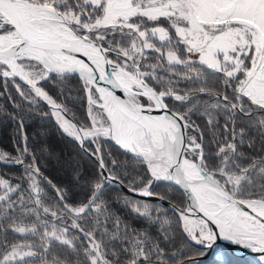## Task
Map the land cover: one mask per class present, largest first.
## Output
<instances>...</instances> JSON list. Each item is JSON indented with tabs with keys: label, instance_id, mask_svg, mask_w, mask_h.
<instances>
[{
	"label": "snow or ice",
	"instance_id": "snow-or-ice-1",
	"mask_svg": "<svg viewBox=\"0 0 264 264\" xmlns=\"http://www.w3.org/2000/svg\"><path fill=\"white\" fill-rule=\"evenodd\" d=\"M69 74L83 81L87 126L65 118L68 109L40 86L57 78L63 82ZM216 74H222L231 94L206 86L178 87L181 80ZM0 76L5 88L7 78L28 85V95L19 84L16 91L29 106L35 98L46 101L63 132L82 148L86 141L95 144L92 155L100 169L86 203L44 205L40 179L46 178L29 151L24 121H17L23 146L15 147L16 155L0 149V163L23 166L29 191L26 196L19 183L0 176V264H68L67 256L53 253L56 242L77 257L74 264H200L202 249L218 239L260 253L264 261V156L241 150L246 144L253 148L251 137L246 139L251 129L264 150V0H0ZM101 81L110 87L100 86ZM203 96L216 99L204 101L208 125L218 124L208 109L223 113L232 125H224L225 139L214 156H205L202 143L187 135L192 125L186 117ZM167 99L190 107L172 111ZM0 113L16 120L13 113ZM237 118L250 122L237 129ZM102 140L146 169L147 182L143 177L129 181V192L152 197V184L161 181L183 189L187 207L173 206L186 235L180 249L169 253L147 229L131 227L101 201L106 185L125 184L117 160L111 153L106 160L102 153ZM26 158L31 162L26 164ZM55 190L63 201L64 192ZM123 203L130 213L158 224L163 241L171 242L172 221L162 206L129 196ZM41 211L55 220L71 218V228L82 236L41 219ZM90 212L97 215L86 231L78 221ZM29 218L34 221L26 223ZM9 233L20 239L10 242ZM193 245L199 246L195 253L184 250Z\"/></svg>",
	"mask_w": 264,
	"mask_h": 264
},
{
	"label": "trees",
	"instance_id": "trees-1",
	"mask_svg": "<svg viewBox=\"0 0 264 264\" xmlns=\"http://www.w3.org/2000/svg\"><path fill=\"white\" fill-rule=\"evenodd\" d=\"M110 58H115V54H110ZM153 59L154 54L149 53V62H152ZM217 77L220 78L218 79ZM222 79V74H216V76L207 75L196 82L181 80L178 87L183 89L185 85L189 88L206 86L221 92L227 91L231 94V88L225 89L223 87ZM5 83L6 79L0 76V94H2L0 95V109H3L8 113L15 114L16 120L5 119L3 117V113H0V149L7 150L13 155H16L15 147L23 146L19 124L17 123V121L22 119L24 121L23 131L28 137L27 143L29 151L36 157V165L40 168V171L46 180H50L52 185H55V188L61 189L64 192V203L72 206L86 203L88 198L91 196L92 182L98 179V173L100 172L98 163L81 150L77 140L62 131L60 126L54 120L50 109L45 104L35 98L36 103L29 106L28 102L16 91L15 84H19L26 95L29 94L28 87L17 80L13 83L11 78H7L6 88ZM40 86L56 101L57 104L63 105L66 109H68L66 114L73 119L78 127L90 124L87 111L88 103L85 94L86 92L79 77L68 75L63 82L57 78L41 82ZM204 101H208V103L211 104L215 103L216 99L210 96H203L197 108L193 112L188 113L186 119H188L189 123L196 128V130H190L189 136L196 137L197 142L202 143L205 156H214L218 143L223 142L225 139L224 125L229 122L223 113L217 115L215 110L208 109V111L212 113L214 120L218 121L215 128L209 126L207 122L208 115L205 114V108L207 106ZM166 103L169 104L170 109L181 113L187 112L188 107H190V105L181 104L179 101H175L174 99H167ZM14 104L19 107H14ZM258 118L259 116L257 119ZM246 122L250 121H242L237 118V129L240 126H243ZM231 127L232 125L229 123V129H231ZM201 133H203L202 140ZM248 136L252 139L253 148H248L246 144L245 146H242L241 150H243L246 155L257 158L264 156L261 137L257 131L255 129L249 130L246 134V139ZM95 147V144H91L87 141L85 142V148L90 153H92V150H94ZM101 148L102 153L105 154L106 160L108 153H111V157L117 160L120 165L118 173L125 180L124 185L126 187L129 181H139L142 177L145 178L144 182H147V178L149 177L144 166L137 164L130 155L123 153V151L118 149L113 142L102 140ZM30 162V158L25 159L26 164ZM0 176L9 179L13 184L19 183L27 196L29 184L27 174L24 172L23 166H7L0 164ZM46 180L40 179V185L44 190V205H58L62 207L63 204L59 201L55 188L47 184ZM136 186L139 188L143 185L137 183ZM151 190L156 196L163 197V199L172 202L180 208H185L186 206V202L181 194L168 183L162 181L154 182L151 186ZM125 196L129 195L120 191L116 186L106 185L103 190V195L101 196V201L108 206L109 210L113 214L118 215L122 221L127 222V224L131 227L141 230L147 229L153 238L161 241V246L165 247L169 253L180 249L181 246L185 244L186 238L182 233L179 217L174 212L162 207L164 214L170 221H172V231L170 232L171 242L166 243L163 241L162 235L159 232L158 224L147 221L130 213L129 209L125 207L123 203V198ZM131 198L148 203L154 207L160 206L150 201L134 197ZM28 206L31 207L32 205ZM96 215L97 214L95 212H90L78 222L87 231L91 227V225L87 222L94 220ZM100 218L103 219V216L101 215ZM41 219H47L50 223L52 222V218L50 216H45L42 211ZM65 220L71 222V218H65ZM32 221H34V218H29L26 223ZM70 230L71 235L74 233L77 236H82L78 230L72 228H70ZM8 239L11 242L14 239H20V237L18 234L9 233ZM84 244H87V240H84ZM196 248L198 247L193 245L191 248H186L184 250L195 253ZM53 253L61 258L67 256L68 264H74L77 259L74 254L59 246L58 242L53 244ZM225 254V264H253L255 258H237L232 256L227 251H225ZM212 263L211 255L203 264Z\"/></svg>",
	"mask_w": 264,
	"mask_h": 264
},
{
	"label": "water",
	"instance_id": "water-1",
	"mask_svg": "<svg viewBox=\"0 0 264 264\" xmlns=\"http://www.w3.org/2000/svg\"><path fill=\"white\" fill-rule=\"evenodd\" d=\"M77 56H78V58H81V59H85L86 60V58L85 57H82L80 54H77ZM69 75H74V76L79 77L78 74H69ZM16 80L19 81L20 83H22L23 85H25L26 87H28V89H29V86L26 85L23 81H20L19 78H16ZM100 86H102V87H110L109 85L105 84L103 81L100 82ZM117 94L122 96V93L119 92V90H117ZM33 95H34V93H33ZM37 99L40 102H42L43 104H45L50 109L51 113L53 112L52 111V107L50 105H48L46 101H44L42 98H37ZM158 114L159 113H157V112H153V115H158ZM64 115H65V118H67L68 120H70L72 123L76 124L73 121V119H71L66 113H64ZM191 129L194 130V127L192 126L189 129H187V135L188 136H189V132H190ZM79 146H80V143H79ZM80 148H81V150L83 152H85L94 161H96L98 163V161L96 160L95 156H93L92 153H90L85 147L82 148L80 146ZM128 155H130V154H128ZM0 164L7 165V166H15V165H11V164H3V163H0ZM16 166H20V165H16ZM98 166H99V164H98ZM162 182H164V181H162ZM165 183H168V184L172 185L181 194V196L184 198V200L186 202V205H188L189 201L187 199V195L184 193V191H183L182 188H180L179 186H177V185H175L174 183H171V182H165ZM113 186H116L120 191L124 192L125 194H127V195H129L131 197H134V198H137V199H141V200L150 201V202L155 203V204H158V205H160V206H162V207H164V208H166V209H168V210H170L172 212H174L173 211V206H175L176 209H180V210H183L184 209V208L178 207L177 205L173 204L172 202H170V201H168L166 199H160V197H158L156 195H154L152 197H142V196H139V195H137L135 193L129 192L128 187H126L125 185H120V184L117 183V184H114ZM58 198H59V196H58ZM59 201L62 204H64V202L61 201L60 199H59ZM174 213L179 217V213L178 212H174ZM193 218H195V217H193ZM194 246H196V245H194ZM196 247H199V246H196ZM220 247L224 248L232 256L237 257V258L256 257V256H260L261 255L260 253L253 252L250 249L244 248L243 246H238V245L233 244V243H230V242H228L226 240L218 239L216 241V243L213 245L212 248H204V249H202V250L205 251L204 254L201 255V256H199V257H197V259L199 260L200 264L204 263L209 258V256L212 254V251L215 248H220Z\"/></svg>",
	"mask_w": 264,
	"mask_h": 264
},
{
	"label": "rangeland",
	"instance_id": "rangeland-1",
	"mask_svg": "<svg viewBox=\"0 0 264 264\" xmlns=\"http://www.w3.org/2000/svg\"><path fill=\"white\" fill-rule=\"evenodd\" d=\"M193 59H198V57H192ZM86 94V93H85ZM86 98H87V94H86ZM88 103V102H87ZM145 103H147V101H146V99H145ZM88 111V110H87ZM53 118H54V116H53ZM54 120L56 121V123H58L57 122V120L54 118ZM58 125H59V123H58ZM194 130H196V128L194 127ZM63 131V130H62ZM66 134V133H65ZM28 184H29V180H28ZM41 186V185H40ZM15 198V197H14ZM185 207H187V205L185 206ZM52 218V217H51ZM52 222H55V223H57L58 225H60V226H68L69 227V229L71 228V222H69V221H67V220H55V218H52ZM180 223H181V226H182V222L180 221ZM182 228V227H181ZM71 231V230H70ZM70 231H69V235H71L70 234ZM184 236H185V238H186V235L185 234H183ZM218 250H223V253H224V255L223 256H218L217 255V252H218ZM225 249L224 248H215L213 251H212V264H225V259H226V254H225ZM204 250H203V253L201 254V255H203L204 254ZM229 253V252H228ZM200 255V256H201ZM210 255V256H211ZM209 256V257H210ZM199 257V256H198ZM203 264V263H202ZM253 264H264V261H261L260 260V256H256L255 258H254V262H253Z\"/></svg>",
	"mask_w": 264,
	"mask_h": 264
},
{
	"label": "bare ground",
	"instance_id": "bare-ground-1",
	"mask_svg": "<svg viewBox=\"0 0 264 264\" xmlns=\"http://www.w3.org/2000/svg\"><path fill=\"white\" fill-rule=\"evenodd\" d=\"M52 111H53V109H52ZM54 118L56 119V117L54 116Z\"/></svg>",
	"mask_w": 264,
	"mask_h": 264
}]
</instances>
